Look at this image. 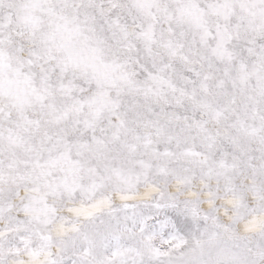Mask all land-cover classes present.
I'll return each instance as SVG.
<instances>
[{"label": "snow or ice", "instance_id": "6c2138e0", "mask_svg": "<svg viewBox=\"0 0 264 264\" xmlns=\"http://www.w3.org/2000/svg\"><path fill=\"white\" fill-rule=\"evenodd\" d=\"M0 264H264V0H0Z\"/></svg>", "mask_w": 264, "mask_h": 264}]
</instances>
